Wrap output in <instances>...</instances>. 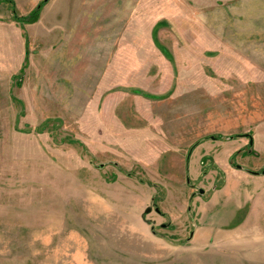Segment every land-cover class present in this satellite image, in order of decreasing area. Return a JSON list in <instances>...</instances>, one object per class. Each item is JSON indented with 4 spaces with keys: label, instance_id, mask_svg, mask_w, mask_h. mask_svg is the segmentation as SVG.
I'll use <instances>...</instances> for the list:
<instances>
[{
    "label": "rangeland",
    "instance_id": "1",
    "mask_svg": "<svg viewBox=\"0 0 264 264\" xmlns=\"http://www.w3.org/2000/svg\"><path fill=\"white\" fill-rule=\"evenodd\" d=\"M43 1L0 0V264H264V0H49L14 19ZM90 5L103 56L69 92L53 59Z\"/></svg>",
    "mask_w": 264,
    "mask_h": 264
},
{
    "label": "crops",
    "instance_id": "2",
    "mask_svg": "<svg viewBox=\"0 0 264 264\" xmlns=\"http://www.w3.org/2000/svg\"><path fill=\"white\" fill-rule=\"evenodd\" d=\"M44 7L42 8V10L44 9ZM96 8H97L96 6L94 7V9L91 7V5H90V7L86 6L85 10L83 12V15H82V19H78V20L73 19L72 20L73 22H71V24H73V25L69 27L70 32H67L69 38H67V40L64 41L65 42L63 44L64 48L63 47L59 48L57 51V54H55L54 59H53L55 67L57 66V68H59L58 73H53V74H55L54 75L55 77H56V75H59V77L62 78V81L59 80L60 82H58L57 84L62 83L60 86H62V87L64 86L69 92L76 85V71H75V69L79 68L78 69L79 75H80V77H84L85 82H86V80H85L86 78L88 79L87 81H90L91 75H92L90 72L92 69V60H94V62L97 63V61L99 62L103 56L102 54L101 55L96 54L95 58L92 57V49H91L92 29H95L94 30V32H95L97 30L96 24H98L100 21L102 23V15H101L102 13L98 9L96 10ZM42 10L40 12L39 19L37 22L40 21ZM37 22H35V23H37ZM96 32L94 34H96ZM77 34H78V38L76 39ZM75 44H77V46H79V47L82 45V47H83V56L80 60L81 65H78V66H76V63H74V61H75L74 57L75 56L70 54L71 51H74ZM99 49L101 50V47L100 48L96 47L97 53L99 52ZM119 56H120L119 54L116 55L114 60L115 61L123 60V58L119 59ZM164 56L166 57V61H173L174 60L171 57H169L168 55H166L165 53H164ZM8 57H9V60L11 62L12 54L8 53L7 58ZM131 60H133V59H131ZM107 69H108L107 71H108L110 76H107L109 81H105V83L107 84L109 82H112L113 86L114 85L119 86V67L114 66V67H111L110 69L109 68H107ZM111 69H112V71H110ZM70 70H72V71H70ZM59 72H60V74H59ZM120 75L122 76L123 73H120ZM169 97H167V98H169ZM244 136H246L249 139L248 150H251L253 145H251L250 142H251V139L253 142V138L250 134H246ZM204 157L205 156L201 157L200 161H203ZM189 159L190 158L188 157L187 162H186L187 165L185 166L186 175L188 173H191V171L193 170V168H194L193 163L197 164L196 163L197 161L193 162V161H189ZM249 172L252 173L251 171H249ZM189 183H190V179L188 177L187 178V184H189ZM132 185L134 186V184H132ZM150 199H151V197H150ZM156 209H158V208H156ZM160 213H161V211H159V214ZM142 218H143V215H142ZM246 224H248V219L246 220Z\"/></svg>",
    "mask_w": 264,
    "mask_h": 264
},
{
    "label": "trees",
    "instance_id": "3",
    "mask_svg": "<svg viewBox=\"0 0 264 264\" xmlns=\"http://www.w3.org/2000/svg\"><path fill=\"white\" fill-rule=\"evenodd\" d=\"M49 0H44L43 3H41L35 10L34 12H32L30 14V16L28 17V20H26L25 18H19L17 15H16V11H15V8L14 6L12 5V13H13V17L15 20L21 22V23H29V24H33L35 22L38 21L39 19V15H40V12L42 10V8L44 7V5L48 2ZM198 146V143H196L195 145H193L191 147V149L189 150V153H188V157L190 158L193 150Z\"/></svg>",
    "mask_w": 264,
    "mask_h": 264
},
{
    "label": "water",
    "instance_id": "4",
    "mask_svg": "<svg viewBox=\"0 0 264 264\" xmlns=\"http://www.w3.org/2000/svg\"><path fill=\"white\" fill-rule=\"evenodd\" d=\"M250 144L253 145L252 139H251ZM238 168L240 169L241 167L238 166ZM263 174H264V171H263ZM199 193H200L201 195H203V194H204V190H200ZM156 212L159 213V210L156 209ZM149 213H151V209H147V210H146V214H149ZM144 217H145V215L143 216V218H144Z\"/></svg>",
    "mask_w": 264,
    "mask_h": 264
}]
</instances>
